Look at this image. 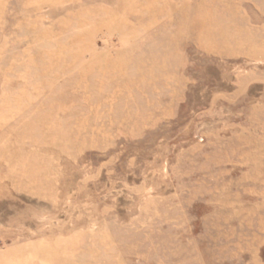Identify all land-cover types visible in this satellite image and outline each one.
I'll return each instance as SVG.
<instances>
[{
	"label": "rangeland",
	"instance_id": "374dc122",
	"mask_svg": "<svg viewBox=\"0 0 264 264\" xmlns=\"http://www.w3.org/2000/svg\"><path fill=\"white\" fill-rule=\"evenodd\" d=\"M0 264H264V0H0Z\"/></svg>",
	"mask_w": 264,
	"mask_h": 264
}]
</instances>
